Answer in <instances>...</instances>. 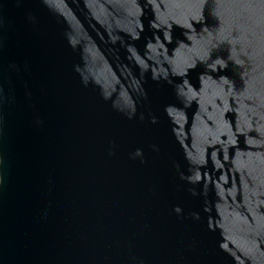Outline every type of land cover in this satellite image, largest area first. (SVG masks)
<instances>
[{
  "label": "water",
  "instance_id": "obj_1",
  "mask_svg": "<svg viewBox=\"0 0 264 264\" xmlns=\"http://www.w3.org/2000/svg\"><path fill=\"white\" fill-rule=\"evenodd\" d=\"M0 264H264V0H0Z\"/></svg>",
  "mask_w": 264,
  "mask_h": 264
}]
</instances>
